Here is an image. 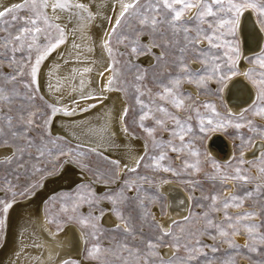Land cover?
Wrapping results in <instances>:
<instances>
[{"label":"snow or ice","instance_id":"1","mask_svg":"<svg viewBox=\"0 0 264 264\" xmlns=\"http://www.w3.org/2000/svg\"><path fill=\"white\" fill-rule=\"evenodd\" d=\"M114 5L119 6V13L115 18V23L112 25L109 32L106 34L107 38L103 41L102 46L107 52L110 63L109 67L104 71L111 72L107 83L104 85L105 91H122L127 94V88L114 87L117 83L116 77L118 75L113 64H118L119 61L114 59L116 49L112 47L113 38L117 44H124L125 47H130L132 53L143 51V45L140 43V37L148 35L153 47L161 48V54L157 57V61L164 62L165 65H171L176 69L173 74L167 73V80L163 77L165 73H161V78H155L153 83L159 89V91L153 93L146 84L143 83L146 73L137 69L135 76V82L132 87L136 92V104L139 106L138 111L140 112L136 123L149 138H151L152 152L155 153L159 150V155L147 153V142H146V155L147 159L151 163H144L145 168H150L153 171H163L165 173H172L173 175H189L193 176L203 170L201 161L199 160V152L195 148L193 137L195 136L193 125L191 121L197 119L199 121L198 127L200 132H204L207 126L216 124L219 127H226L232 124L231 116H222L215 108L214 104L204 103L198 105L195 101L189 103L192 100L190 95H185L182 91V84L194 83L198 88L206 87L207 81L212 78L219 77L221 80L224 78L225 73L231 75L237 74V64L239 60V52L235 46L226 40L228 35L234 33L235 26L240 18V15L246 10H252L257 14V19L264 26V0H113ZM52 9V15L46 11ZM69 11L75 9L72 15L76 16L77 19H81V13L87 14V20L90 23L95 19V15L88 10V6L79 3L78 0H22L21 3L12 4L9 7L0 10V31H7L3 26L8 24L9 21H5L6 16L11 17V21H22L23 24L20 26L16 34L8 33L7 36H0V56L9 60V65H16L15 74L4 75L3 80L6 83H15L18 78L28 75L31 77V84H36L37 73L39 71V65L60 45L65 43L66 34L64 26L56 23L59 17L56 15V10ZM20 11H26L27 16H18L15 13ZM110 19V18H109ZM53 32L57 33L55 37ZM43 36L46 41L44 44L38 43L40 37ZM159 41L158 43L156 41ZM224 41V43H221ZM206 42L207 48L202 47V44ZM75 48H79L80 45H74ZM27 49L29 56L32 52L36 53L34 63L30 64V72H25L26 65L23 62L16 61L14 57L10 58L8 53H17ZM191 55L194 59H197L201 63V68L193 70L188 63V57ZM172 59L169 60L168 57ZM260 68L264 69V58H258ZM129 68L133 67L131 63L128 64ZM58 67V66H57ZM76 71L75 69L73 70ZM92 71L91 68H84L83 73ZM100 72L99 75H103ZM245 76L249 73L245 72ZM24 87L32 92L31 86L28 82H23ZM123 83V81H120ZM254 86L258 89L257 100L254 102L253 114L264 117V72L259 74L258 83L253 82ZM83 87V81H81V88ZM19 93L13 88L11 91L0 85V106L8 105L9 109L13 103V99ZM148 97L147 100L142 97ZM29 100L34 99V94L27 97ZM94 98L91 93L86 96H82V99ZM53 115L62 111V109L55 106H49ZM95 107V105H91ZM201 107L207 112L211 111V115L201 113ZM170 109H175L173 112ZM11 110V109H10ZM81 111H87V109H81ZM135 111V109H134ZM185 112L188 115L181 117L178 115L179 112ZM65 115L70 113L67 110H63ZM129 108H125L120 119L123 122L125 117L128 115ZM36 113H29V118L25 121L23 116H20V120L25 124L23 130H17L13 124V117L0 111V120L6 121L7 128L9 129L11 139L13 141L17 139H23L24 144L13 148L11 156L5 157L0 160V163H12L13 160H19L21 156L27 152L28 149L36 148V163L32 164V173L36 174L43 171L39 166L40 161L46 155H51V149L44 143V136H41V145H34L31 138L27 136V133L32 130L34 120L31 118ZM146 119H152L154 126H146L144 121ZM240 120H245L243 114L240 115ZM48 121H45L47 124ZM171 123L172 127H168ZM235 128L247 126L250 131H261L264 133V129H257L252 120H247L246 124L239 122L234 123ZM158 129H162L169 133V139L167 141L163 139H157L155 132ZM107 129H104L106 131ZM122 131L125 134L128 133L127 126L122 127ZM8 134L4 132L3 127H0V144L3 146H13L9 143L6 138ZM185 137H188L186 140ZM179 141L177 144L176 141ZM53 148L56 147L57 142L55 140H49ZM74 150L69 149L68 152L61 150L59 155H68ZM91 152L96 153V149H90ZM168 151L177 153L178 157L184 155L187 157L182 164L179 171L172 166L171 158L168 156ZM31 155V153H28ZM99 154V153H97ZM77 155L83 156L84 153H78ZM145 160V156L137 158L136 163L133 167L128 168V171L136 173L137 168L141 166V162ZM167 161V163H161ZM261 164L264 165V153L260 157ZM110 163L118 165V161H111ZM247 163L242 158L239 161L240 165ZM213 164V171L211 173H205V178L212 181L213 184L218 181L221 185H224L229 180L239 182L240 187H244L247 184L253 183V177H250L246 173L248 169H244L240 166L232 169L230 174L224 166ZM18 167H23L22 164ZM87 167V165H84ZM191 169V171H189ZM260 173H264V166L259 168ZM141 181H147L151 186L152 181L148 177H138ZM167 183L168 181H162ZM193 188L200 186V181H187ZM135 186L136 191L142 190L141 185H136V181L124 182L123 188H127L129 191ZM123 188L120 192L115 195H106L103 197L113 204V212L124 223L122 229L127 237H132L133 240L136 238V232L131 224L130 217H125L121 214V210L117 207L118 203H123L128 200L129 197L123 196ZM91 192V190H89ZM264 191V184L257 183L253 190L245 191L242 196L235 194L228 196L225 199H221L219 194H213L210 197L204 196V200H210L211 202L207 205V210L196 214L192 213L191 216L199 215L205 220V228L201 234L208 233V229L215 228L217 236L223 237L224 242L228 244L229 248L238 249L241 246L237 245L231 237L238 235L240 227L247 229L249 240L253 243H246L243 247L247 248L249 252H256L255 241L259 240L260 243H264V235H258L255 233V229L258 225L244 223V221L251 220L257 215L256 212L245 211L233 217L228 213L229 207H242L244 200L253 196H258L260 192ZM15 195V193H13ZM94 196V193H92ZM118 197L120 199H118ZM139 200V206L145 207L143 199L136 197ZM65 200H70L71 204L65 203ZM87 202L91 204V199L84 201L82 197H62L60 212L67 214L69 207L73 213L76 209L81 206V203ZM3 203V202H0ZM197 206L199 204V198H196ZM11 203H3L2 211L7 213L11 207ZM223 211L224 220L218 223H214L211 219L210 213ZM149 213L145 211L142 214L141 219L146 220ZM191 216L183 217V221L189 222ZM68 222L77 221L81 227H91L97 229V224L93 221L98 220L99 217H93L91 213L89 216H75L66 215ZM49 222L57 223V231H61L60 224L63 223L58 219H50ZM3 224V220H0V225ZM173 225L180 227L183 231V227L177 221L172 222ZM155 228H159L161 235L155 238L144 239L141 238V243L145 245V250L142 252L137 247H132L128 243L121 242L118 245L120 249L119 253L114 252L112 249H105V252H113L116 260L122 261V264H131L132 260H135L139 264L140 260H143V264H152L149 257L159 258V264H191L195 261L199 255H207L203 251V247H189L188 244H181V236L176 235L172 232L171 226L165 229L161 225H155ZM117 231H120L119 225L116 227ZM211 235L210 233H208ZM93 240H95L96 232L90 233ZM168 237L172 241L169 245L175 251L172 256L168 259H164L160 256L158 248L163 245L164 238ZM213 240L216 236H211ZM201 242L199 239L196 240V244L199 245ZM183 247L186 256L180 257L177 255L180 248ZM206 247V246H205ZM212 252H216L217 248L214 246L211 248ZM126 253V255H125ZM88 257L93 260H101V247L99 244H93L88 250ZM39 260V258H36ZM51 261L54 259L52 255L48 257ZM61 264H75L71 260H63ZM224 264H235L234 259L231 257L224 262Z\"/></svg>","mask_w":264,"mask_h":264},{"label":"rangeland","instance_id":"2","mask_svg":"<svg viewBox=\"0 0 264 264\" xmlns=\"http://www.w3.org/2000/svg\"><path fill=\"white\" fill-rule=\"evenodd\" d=\"M252 11V10H250ZM253 12V11H252ZM254 13V12H253ZM18 16H27L28 13L26 11H20L15 13ZM256 22L258 25L264 30V26L257 19V14L254 13ZM5 21L10 22V26L8 24L3 25L7 31H0V36H7L8 33L16 34L18 28L22 26V21H11V17L6 16L4 18ZM238 24V22H237ZM234 33L228 35L226 40L229 41L239 52L240 58V43L237 37L236 27ZM58 35L53 32V36ZM144 39H147L151 44L150 37L148 35H143L140 37V43L143 45V51H139L137 53H132L130 47H125L124 44H117L115 38L112 41V47L116 49V53L114 56L115 60H118V64H113V67L116 69L118 75L116 77L117 83L114 84V87H123L127 88V94L122 91H119L120 94L124 97L126 102V107L129 108L128 115L125 117L124 122L128 128V131L138 137L144 147L145 152L143 156H145V160L141 162V166L137 168L136 173L125 171L120 176L117 172V165L110 163L112 160H109L105 156L97 153H93L90 150H87L81 146L74 145L70 141L66 140L63 137H58L53 134L49 127L50 123L53 119V114L51 112V106L53 105L49 102L38 90L37 84H31V77L25 75L24 77L18 78L15 83H6L3 80L4 75L15 74L16 65H9V60L0 56V85L11 91L15 88L18 91V95L14 97L13 103L10 106L3 105L0 106V111L3 113L10 115L13 117L12 124L17 130H23L25 124L19 119L20 116H23L25 121L29 118V113H36L35 116L31 117L34 120V125L32 130L27 133V136L32 139L34 145H41V136H44V143L47 144V147L51 149V155H46L42 158L39 163V166L43 169V171L38 172L36 174L32 173V164L36 163V148H30L27 152L24 153L20 159L13 160L12 163H0V202L3 203H11L21 201L27 198L33 192H36L42 185V182L45 178L49 179L55 175L60 174L61 166L69 162L71 165L76 167L79 171H82L86 176L92 178L96 182H101L107 185H111L110 189L105 191L96 193L92 187V185L88 182L82 181L78 185H76L70 191H63L58 194L50 196L44 203V211L45 215L48 219H58L63 223L60 224V227L67 224H72L78 227L84 234L85 244L82 251V256L86 262L89 264H122V261L116 260L113 252H105V249H112L114 252L119 253L120 249L118 245L121 242L128 243L132 247L139 248L142 252L145 250V245L142 244L141 238L145 240L148 238H155L156 236L161 235L160 229L155 228V225H159L156 222L153 215V208L157 207L159 213L161 215L166 214V198L165 196L158 190L159 185L163 183L162 181H170L175 185H178L182 188L184 192H186L191 200L189 205V212L187 216H191L192 213H202L207 210V205L211 202L210 200H204V196H211L213 194H219L220 198L223 200L228 196L233 194L237 196H242L245 191L253 190L255 184L260 183L264 184V173L259 172V168L264 166L261 164L260 157L262 153H264V149L261 151L258 157H255L250 160H246L241 155L243 152L252 147V145L256 141H264V133L261 131H250L247 126L241 127L239 129L235 128L233 125L236 122L246 124L247 120H252L257 127V129H264V117H260L253 114L252 106L243 112L242 114L245 117V120H240V115H232L231 120L232 124H229L226 127H219L216 124L211 126H207L204 132L199 131V127L197 126L199 121L194 119L191 121L193 125L195 136L193 137V142L195 148L199 152V160L202 163L203 170L196 175L189 176L186 174L183 175H173L172 173H165L163 171H153L150 168H145L143 166L144 163H151L147 159L146 155V142H147V153L159 155V150H156L155 153L152 152L151 148V138L147 136V134L136 124L135 120H138L140 112L138 111V105L136 104V92L132 87V84L135 82V76L137 74V69L146 73L143 83L147 85L148 88L152 90L153 93L159 91L156 85L153 83L155 78H161L160 74L165 73L163 79L165 82L167 80V73H175L176 69L171 67V65H165L164 62L157 61V57L161 54V48L154 47L157 50L151 51L148 49L146 44L144 43ZM46 41L43 36L40 37L38 43L44 44ZM159 42L158 40L156 41ZM224 43V41H221ZM202 47L207 48V43L204 42ZM3 51V49H0ZM147 54H152L153 60L151 64L144 66L137 61V58L142 57ZM10 58L14 57L16 61L23 62L25 67V72H30V64L34 63L36 58V53L32 52L31 56H29L28 50L25 49L21 52L17 53H8ZM258 58H264V48L257 55L249 56L246 60L248 64H251L253 68H250L247 72L249 73L246 77V80L253 86L256 91V95H258V89L254 86V81L258 83L259 74L264 72V69L260 68ZM169 60L172 59L171 56L168 57ZM129 62L133 67L129 68ZM188 63L190 64L193 70H198L201 68V63L199 60L194 59L191 55L188 57ZM237 74H239V69L237 67ZM236 74V75H237ZM234 75V76H236ZM230 73H225L224 78L221 80L219 77L209 79L207 81L206 87L198 88L194 83H183L182 91L185 95H190L192 100L195 101L198 105H203L204 103H211L215 105L216 110L222 116H228V111L226 110L227 104L223 99L221 93L219 92V88L223 83L228 81L229 79L234 77ZM28 82L31 86L32 92H29L28 89L24 87L23 82ZM123 81V83H120ZM191 90H194L196 94L200 98H195ZM198 92V93H197ZM34 94V99L29 100L27 97L29 95ZM142 99L147 100L148 97H142ZM202 99V100H201ZM257 100V96H256ZM255 100V101H256ZM254 104V103H253ZM56 107V106H55ZM135 109V111H134ZM175 112V109H170ZM201 113L206 115H211V111L207 110V112L201 107ZM182 118L188 115L187 113L181 111L178 113ZM45 121H48L45 124ZM146 126L152 127L154 126V121L152 119H146L144 121ZM7 122L0 120V127H3L4 132L7 135V139L10 144L13 146H5L14 148L16 146H21L25 142L23 139H17L13 141L10 136L9 129L6 126ZM168 127H172L171 123H169ZM213 133L223 134L230 142L232 146V151L235 154V157H232L228 161H219L215 157L209 156L207 153L206 142L209 136ZM156 138L163 139L167 141L169 139V133L162 129H158L155 132ZM187 140L188 137H185ZM49 140H55L57 145L55 148L48 143ZM178 144L179 141L177 140ZM0 146H3L0 144ZM69 149L74 150L72 153L68 155H59L61 150L68 152ZM31 153L29 155L28 153ZM78 153H84L83 156L77 155ZM168 156L171 158L172 166L176 168L178 171L182 167L183 161L187 158L184 155H180L178 157L177 153L168 151ZM241 158L246 161L243 165L239 164ZM219 164L224 166L226 170L232 174V169L237 166H240L244 169H248L246 173L250 177L255 178L253 183L247 184L244 187L239 186V182L229 180L224 185H221L218 181L213 184L212 181H209L205 178V173H211L213 171V164ZM161 163H167V161H162ZM22 164L23 167H18V165ZM87 165V167H84ZM191 171V169H189ZM144 176L148 177L152 184L151 186L147 181H141L138 177ZM128 181H136V185H141L142 190L140 192L136 191L135 186L131 191L127 188H123L124 182ZM200 181V186L193 188L190 186L187 181ZM116 183V184H115ZM115 184V185H114ZM114 185V186H113ZM123 188V196L129 197L128 200H125L123 203H118L117 207L121 210V214L125 217H130L131 224L136 232L135 240L132 237H127L125 239V234L122 229L124 228V223L117 218V216L113 212V204L108 200L104 199L106 195H115L117 192H120ZM91 190V192L89 191ZM15 193V195H13ZM94 193V196L92 195ZM62 197H82L84 201L91 199L93 202L91 204L87 202L81 203V206L76 209V212L73 213L71 208L69 207V211L67 214L60 212L61 208V198ZM136 197H140L143 199L145 207L139 206V200ZM196 198H199V204L201 206H197ZM118 199H120L118 197ZM65 203L71 204L70 200H65ZM107 205L110 208L111 214L121 223L120 231L114 228H107L103 226L99 220L93 221V223L97 224V229H92L91 227H81V225L77 221L68 222L66 219V215H75V216H89V213L93 217H98L97 213L103 211V206L99 204ZM3 203H0V220H3V224L0 225V245L2 244L4 228L6 223V213L2 211ZM97 211V212H96ZM147 211L149 213L146 220H142V214ZM228 213H230L233 217L237 216L240 213L245 211L256 212L257 215L253 217L251 220L244 221V223H250L258 225V227L254 230L258 235H264V191L260 192L258 196H253L251 198H247L244 200L242 207H229L227 209ZM211 219L214 223H218L224 220L223 211L212 212L210 213ZM183 227V231L180 230V227L177 225L171 224V230L174 234L181 236V244H188L189 247H203L204 253L207 255H199L195 261H192L191 264H224L230 257L234 259L235 264H264V243H260L259 240L255 241L257 251L249 252V250L243 247L246 243H253V241L249 240L247 229L240 227V232L238 235L231 237L235 241L237 245L241 247L238 249L229 248L228 244L224 242V238L217 236L215 228L208 229V233L201 234L202 230L205 228V220L199 216H191L189 222H185L183 220L177 221ZM50 226L54 229H57L56 222H49ZM96 232V239L93 240L90 235L91 232ZM211 236H216V239L213 240ZM200 240V244H196V240ZM172 243L170 238L165 237L164 243L158 248V252L161 257L164 259H168L172 256L175 249L170 247L169 245ZM93 244H99L101 247V260H93L88 257V250ZM206 246V247H205ZM217 248L216 252H212V247ZM168 249L171 252V255L165 256L162 254V251ZM126 255V253H125ZM178 256L184 257L186 253L184 248L181 247ZM152 264H159V258L149 257ZM131 264H137L135 260L131 261ZM139 264H143V260L139 261Z\"/></svg>","mask_w":264,"mask_h":264},{"label":"bare ground","instance_id":"3","mask_svg":"<svg viewBox=\"0 0 264 264\" xmlns=\"http://www.w3.org/2000/svg\"><path fill=\"white\" fill-rule=\"evenodd\" d=\"M21 2L22 0H0V10ZM78 2L87 5L88 10L95 15V19L89 23L86 13L82 12V18L77 19L72 15L75 9L56 10V15L59 17L56 23L65 28V43L39 65L36 84L40 93L49 102L62 109L61 112L53 115L50 131L74 145L87 150L96 149V153L109 160L118 161L117 172L120 176L128 171V168L133 167L137 158L143 156L145 152V147L138 137L129 131V134L122 131V127L126 126L120 119L126 108L124 97L119 91L104 90V85L112 73L104 71L109 67L110 59L102 44L115 23L120 9L118 5H114L113 0H78ZM46 11L49 15L53 14L51 8ZM236 32L241 52L237 64L239 74L219 88L227 104L226 110L232 115L242 114L253 106L256 100V91L244 75L253 68L246 59L259 54L264 48V30L256 22L252 11L246 10L240 15ZM144 43L150 52L157 50L147 39H144ZM74 45L80 47L75 48ZM242 45L248 49L244 50ZM152 60V54L137 58V61L144 66L151 64ZM86 67L91 68L92 71L81 75ZM100 72L104 74L101 76ZM81 81H83L82 88ZM191 92L196 99L200 98L194 90ZM89 93L94 98L82 99V96ZM63 110H67L70 114L65 115ZM222 137L225 142L221 141ZM206 148L208 155L216 159L218 155L222 157L226 152L221 162L235 157L231 142L220 133L209 136ZM263 149L264 141H256L241 156L250 160L258 157ZM12 152V148L0 146V160L11 156ZM82 181L90 183L96 193L112 187L94 181L66 162L61 166L58 176L45 178L36 192L21 201L11 202L12 206L6 213L3 240L0 245V264H61L63 260H71L75 264H89L82 256L85 244L83 232L72 224L63 226L58 232L50 226L44 211V203L50 196L70 191ZM158 190L166 198V214L161 215L157 207L152 211L156 222L167 229L173 221L183 220V217L188 215L191 198L181 187L170 181L161 183ZM99 204L103 206V211L97 213V216L103 226L114 228L123 225L111 214L107 205L101 202ZM169 251L165 249L162 254L171 255ZM50 255L54 257L51 261L48 259ZM37 257L39 260L36 259Z\"/></svg>","mask_w":264,"mask_h":264},{"label":"water","instance_id":"4","mask_svg":"<svg viewBox=\"0 0 264 264\" xmlns=\"http://www.w3.org/2000/svg\"><path fill=\"white\" fill-rule=\"evenodd\" d=\"M242 48L244 49V50H247L248 48H245V46L244 45H242ZM229 94V93H228ZM226 101H228V100H226ZM215 136H217V137H220V136H218V135H215ZM222 140L221 141H223L224 139H223V137L221 138ZM213 140V139H212ZM212 142V141H211ZM223 142H225V140L223 141ZM226 152H225V155L224 156H220V155H218V159L219 160H224V157L226 156Z\"/></svg>","mask_w":264,"mask_h":264}]
</instances>
